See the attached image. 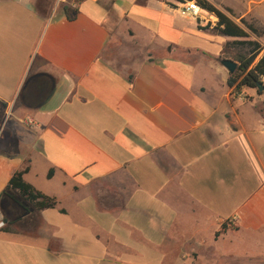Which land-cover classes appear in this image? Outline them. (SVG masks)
<instances>
[{"label": "crops", "instance_id": "1", "mask_svg": "<svg viewBox=\"0 0 264 264\" xmlns=\"http://www.w3.org/2000/svg\"><path fill=\"white\" fill-rule=\"evenodd\" d=\"M55 1L0 0V193L27 169L57 201L0 229V264H264V112L244 128L222 50L200 47L230 37L182 13L189 0ZM110 11L166 53L112 60ZM200 69L219 75L229 108Z\"/></svg>", "mask_w": 264, "mask_h": 264}, {"label": "rangeland", "instance_id": "2", "mask_svg": "<svg viewBox=\"0 0 264 264\" xmlns=\"http://www.w3.org/2000/svg\"><path fill=\"white\" fill-rule=\"evenodd\" d=\"M76 1V0H75ZM190 1V0H189ZM193 1V0H192ZM106 2H109V0H106ZM262 2L263 0H211V3H213L218 8L222 7H228L232 9L233 15L231 16L233 20H235L238 24H240V19L244 18L248 22H253L259 27H263L262 23ZM108 7V4L107 6ZM204 13H207L206 11H203ZM110 18L115 24L114 27V33L116 35L115 40L110 42L108 44V48L106 51H104V54H108L109 50L111 51L112 55L109 57H112V60L116 58L117 60L125 61L127 58H135L139 60L140 58H145V56L148 57V59H156L166 53L165 47L162 48V46L158 45L156 40L152 41V45L150 44L146 49V46L140 45L137 41L133 40L132 38V31L129 28V24L125 23L123 20H120L116 14H114L112 11L109 13ZM208 16V22L211 24V26L214 25L217 18L213 15H210L209 13L206 14ZM210 16V17H209ZM207 22V23H208ZM206 23V24H207ZM135 30H139L137 26H134ZM264 28V27H263ZM215 32V31H214ZM142 42L145 43V36L143 33L140 32ZM250 40H256L259 42L264 50V44L263 39L264 35L262 36H255L253 33L249 32ZM224 45L218 44V42H208L201 40L200 47L205 48L207 51L219 55L220 50H225L226 55L230 58H233V56L238 52H246V47H240L239 45H236L234 42L235 40H240L238 38H226L224 39ZM112 44L116 46V48L112 49ZM198 46V45H197ZM221 53V52H220ZM176 57L186 59L189 61H196L199 59V57L194 53L191 52L190 54H186L183 51H177L174 54ZM216 64H220V58H213ZM145 60V59H144ZM222 66V65H221ZM201 70V69H200ZM196 71L198 75L203 72L204 76L206 77V81H208V89L212 91V94L216 98L217 101L220 102V105L222 107H228L224 95L226 91L225 84L220 83V77L218 74L213 75V73H210L208 71H203V69L200 71ZM222 71L224 76L227 78L230 74L226 68L222 66ZM203 74L201 75L202 78ZM197 75V76H198ZM196 76V78H197ZM199 80V79H198ZM244 96H247L245 98ZM234 99L238 100V102H234L233 106L235 108V112L238 114L239 118L242 121V124L244 128H259V122L261 121L260 114L255 109L260 110L261 112H264V95H259L256 93L254 89L244 88L242 90V95H239L235 97ZM254 106V108H253ZM229 108V107H228ZM240 169H243L242 165H240ZM223 212H226V208H223ZM47 218V216L45 215ZM0 220H2V213L0 212ZM4 226V224L2 225ZM1 226V227H2ZM222 264H262L259 260H224L222 261Z\"/></svg>", "mask_w": 264, "mask_h": 264}, {"label": "trees", "instance_id": "3", "mask_svg": "<svg viewBox=\"0 0 264 264\" xmlns=\"http://www.w3.org/2000/svg\"><path fill=\"white\" fill-rule=\"evenodd\" d=\"M184 2V0H177ZM196 4L203 10L217 18L214 25L211 27L213 31L218 34L238 38L235 40V44L240 47H246V52H238L233 58L226 55V50H222L219 55L220 59L232 60L236 63V69L232 74H229L226 79V85L228 87L229 94L232 98L242 95L244 88L254 89L257 94L264 95V50L259 42L256 40H250L249 32L255 36L264 35V28L257 26L253 22H248L246 19L241 18L240 24L232 19L233 11L228 7L218 8L208 0H194ZM68 19H73L74 16L70 15L72 9L64 7ZM211 24L208 22L205 26H199L200 29H208ZM247 98V96H244ZM27 169L16 171L9 178L6 186L0 193V202L3 205L1 210L3 213L2 222L5 224L4 231H11L9 225L15 223L16 220L11 221L15 215H11L6 206L9 203L19 205L22 202L28 204L29 207L34 210H42L48 208H55L57 201L55 197L48 196L36 190L31 184L27 183L23 179V174ZM52 175V171L48 172V177ZM28 210V208H26ZM25 211V209H24ZM60 212L65 213L63 209ZM17 216V215H16ZM229 220H226L221 224L219 230L216 231L215 236H219L224 233L227 228L230 227Z\"/></svg>", "mask_w": 264, "mask_h": 264}, {"label": "built area", "instance_id": "4", "mask_svg": "<svg viewBox=\"0 0 264 264\" xmlns=\"http://www.w3.org/2000/svg\"><path fill=\"white\" fill-rule=\"evenodd\" d=\"M69 0H56L55 1V4H54V10L60 5V4H63V3H66L68 2ZM185 11H189L191 12L193 15H199L200 12H202L203 10L196 4V2L193 0V1H188L186 3V6H185V10L182 11V13H185ZM32 121L30 119H27V124H31ZM3 225V222H0V227Z\"/></svg>", "mask_w": 264, "mask_h": 264}, {"label": "water", "instance_id": "5", "mask_svg": "<svg viewBox=\"0 0 264 264\" xmlns=\"http://www.w3.org/2000/svg\"><path fill=\"white\" fill-rule=\"evenodd\" d=\"M220 64L224 67V68H226V70L230 73V74H232L234 71H235V69H236V63L235 62H233L232 60H228V59H220ZM27 83V82H26ZM8 205V204H7ZM20 209H22L23 210V213L20 215V216H24L25 214H27V210H26V208H29L28 207V205H27V203H25V202H22V203H20L19 205H17ZM3 209V205H2V203L0 202V210H2ZM24 209H25V211H24ZM29 210H31L30 208H29Z\"/></svg>", "mask_w": 264, "mask_h": 264}, {"label": "flooded vegetation", "instance_id": "6", "mask_svg": "<svg viewBox=\"0 0 264 264\" xmlns=\"http://www.w3.org/2000/svg\"><path fill=\"white\" fill-rule=\"evenodd\" d=\"M6 208L9 210L7 211L8 213H10L11 215H16L17 217L20 216L23 213L22 209H17V208H11L9 207V205L6 206ZM31 208V207H29ZM33 218L32 213L28 212L26 215L21 216L19 218H16V223L20 224V225H25L26 223H29L31 221V219Z\"/></svg>", "mask_w": 264, "mask_h": 264}]
</instances>
